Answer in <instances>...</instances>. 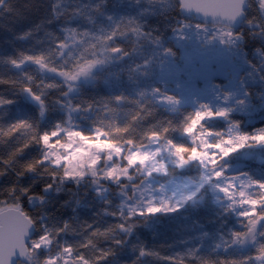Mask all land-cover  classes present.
Listing matches in <instances>:
<instances>
[{
    "label": "snow or ice",
    "instance_id": "snow-or-ice-1",
    "mask_svg": "<svg viewBox=\"0 0 264 264\" xmlns=\"http://www.w3.org/2000/svg\"><path fill=\"white\" fill-rule=\"evenodd\" d=\"M0 32V264H264V0H0Z\"/></svg>",
    "mask_w": 264,
    "mask_h": 264
},
{
    "label": "trees",
    "instance_id": "trees-1",
    "mask_svg": "<svg viewBox=\"0 0 264 264\" xmlns=\"http://www.w3.org/2000/svg\"><path fill=\"white\" fill-rule=\"evenodd\" d=\"M6 38H10L8 36V34L7 33L0 32V45H3V42H4V40ZM257 124L260 127H264V123H261L259 121V118L257 119ZM248 166L250 168H252V169H259L261 167V165L258 162H256V161H254V162L251 161V163L248 162ZM206 215H207V213H206L205 210H200L197 213H193L192 216H191V219H196V220H199L201 223H204L205 222ZM175 226H176L175 224H170L167 219H162L160 221V227H161V229L173 228ZM206 227L211 228L212 226L211 225H206ZM144 235H145V237H148L149 236V234H147V233H145Z\"/></svg>",
    "mask_w": 264,
    "mask_h": 264
},
{
    "label": "rangeland",
    "instance_id": "rangeland-1",
    "mask_svg": "<svg viewBox=\"0 0 264 264\" xmlns=\"http://www.w3.org/2000/svg\"><path fill=\"white\" fill-rule=\"evenodd\" d=\"M250 163H251V161H249ZM252 162H254V161H252ZM248 163V162H247ZM161 182H163V181H161Z\"/></svg>",
    "mask_w": 264,
    "mask_h": 264
}]
</instances>
